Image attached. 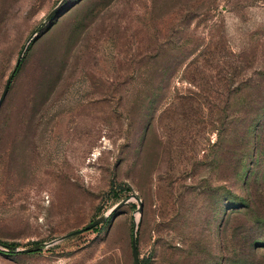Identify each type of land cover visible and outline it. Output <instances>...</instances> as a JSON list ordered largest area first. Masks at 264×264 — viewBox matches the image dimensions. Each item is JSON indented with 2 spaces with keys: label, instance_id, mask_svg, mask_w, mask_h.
<instances>
[{
  "label": "rangeland",
  "instance_id": "374dc122",
  "mask_svg": "<svg viewBox=\"0 0 264 264\" xmlns=\"http://www.w3.org/2000/svg\"><path fill=\"white\" fill-rule=\"evenodd\" d=\"M61 1L0 0V94ZM134 223L141 264H264V0H65L27 45L0 241L48 245L0 264H133Z\"/></svg>",
  "mask_w": 264,
  "mask_h": 264
},
{
  "label": "water",
  "instance_id": "95a60500",
  "mask_svg": "<svg viewBox=\"0 0 264 264\" xmlns=\"http://www.w3.org/2000/svg\"><path fill=\"white\" fill-rule=\"evenodd\" d=\"M65 0H62L46 17L45 21L42 22V24L32 33V35L29 37V39L27 40V43L25 44V46L23 47V49L20 52V55L18 56L15 66L12 69V71L10 72V74L8 75L5 84L3 86V89L1 91L0 94V108L9 92L11 83L15 77L16 71L18 66L21 63V59L23 57V53L27 48V45L40 33L42 32V29L45 27V25L52 19V17L56 14V12L58 11V9L61 7V5L63 4ZM132 198L135 199V201L137 202V211L138 213L141 215L142 211H143V201L137 197L135 194L132 195ZM126 200L122 201V203H125ZM107 216L103 215L100 216L96 219H94L93 221H91L89 224H87L86 226L82 227L81 229H77L74 230L62 237H60L57 241H62L64 239H67L69 237H72L74 235L80 234L82 232L91 230L92 228L102 224L104 221H106ZM136 229H137V225L136 223L133 224V230H132V236H131V255H132V262L133 264H141L140 260H139V254H138V248H137V240H136ZM53 243V242H52ZM51 244V243H50ZM1 245V244H0ZM46 245L48 244H38L32 247H28V248H21L18 249L17 247H11L10 249L14 252V253H18V254H28V253H32V252H36L39 251L40 249L44 248Z\"/></svg>",
  "mask_w": 264,
  "mask_h": 264
},
{
  "label": "trees",
  "instance_id": "16d2710c",
  "mask_svg": "<svg viewBox=\"0 0 264 264\" xmlns=\"http://www.w3.org/2000/svg\"><path fill=\"white\" fill-rule=\"evenodd\" d=\"M19 66H20V65H19ZM19 66H18V68H19ZM18 68H17V70H18ZM16 72H17V71H16ZM0 244H1L3 247H6V248L16 247V246L13 245V244H7V243L1 242V241H0Z\"/></svg>",
  "mask_w": 264,
  "mask_h": 264
},
{
  "label": "bare ground",
  "instance_id": "6f19581e",
  "mask_svg": "<svg viewBox=\"0 0 264 264\" xmlns=\"http://www.w3.org/2000/svg\"><path fill=\"white\" fill-rule=\"evenodd\" d=\"M30 160V159H29ZM29 164H30V162H29Z\"/></svg>",
  "mask_w": 264,
  "mask_h": 264
}]
</instances>
